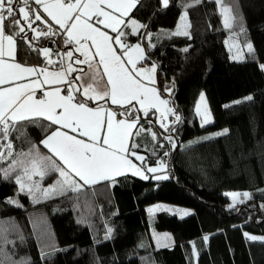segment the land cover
I'll return each instance as SVG.
<instances>
[{"label": "trees", "instance_id": "trees-1", "mask_svg": "<svg viewBox=\"0 0 264 264\" xmlns=\"http://www.w3.org/2000/svg\"><path fill=\"white\" fill-rule=\"evenodd\" d=\"M226 3L243 30L224 27L215 0L194 6H189L193 0H169L167 7L162 0H140L130 15L146 27L139 35H127L130 28L125 29L124 41L144 47L142 64L156 65L161 96L181 116L173 123L170 115L165 131L150 112L151 123H141L157 134L156 140L145 133L134 138L141 144L137 152L146 155L145 166L163 162L169 178L155 182L126 175L91 186L88 195L68 192L34 203L19 191L15 173L5 180L0 172V220L14 222L24 237L21 242L17 233L8 235L15 248L6 244L5 251H14L13 259L25 257L30 264H264V0ZM185 12L190 35H171ZM230 33L241 46L252 45L243 62L231 60ZM61 43L41 40L38 46L60 50ZM17 61L45 64L20 40ZM201 94L213 118L207 126H201L196 112ZM225 129V135H216ZM26 132L39 145L41 129L29 126ZM168 135L173 137L169 149L164 146ZM13 139L18 150H27L23 137ZM41 151L47 152L42 146ZM9 163L0 162V168ZM57 178L46 177L43 185ZM226 192H248L252 198L231 206ZM157 203L192 213L182 219L159 213L151 226L147 208ZM38 218L43 230L34 225ZM153 232L168 233L170 239L161 246ZM245 233L262 239L250 240Z\"/></svg>", "mask_w": 264, "mask_h": 264}, {"label": "snow or ice", "instance_id": "snow-or-ice-1", "mask_svg": "<svg viewBox=\"0 0 264 264\" xmlns=\"http://www.w3.org/2000/svg\"><path fill=\"white\" fill-rule=\"evenodd\" d=\"M201 2L193 0L189 6ZM138 3L140 0H0V162L10 161L0 172L5 180L15 173L19 191L30 195L34 203L68 192L88 195L91 186L114 182L129 172L145 180L150 178L146 173L154 174L151 178L155 180L169 178L155 175L165 167L163 162L159 167L145 166V156L137 153L141 144L134 139L145 133L156 140L157 134L141 123L142 119L151 123L150 112L159 114L160 127L165 131L170 129L169 115L174 117L173 123L181 121V116L168 107L169 101L150 86L155 84L156 65L138 66L147 59L145 49L139 43L130 45L121 39L126 35L125 29L130 28L127 35H139V29L146 27L130 15ZM162 3L167 7L169 0ZM215 3L221 6L225 28L233 29L235 25L243 30L226 0ZM187 15L185 12L181 26L171 35H190ZM36 21L44 27H33ZM102 29L110 30L115 36ZM28 32L34 36L29 38ZM18 40L27 45L28 51L41 55L45 64L18 62ZM41 40L62 42L69 50L40 47ZM114 45H119V53ZM247 47L252 51L251 44ZM168 91L170 94L171 90ZM200 99L204 100L203 94ZM196 111L201 126L210 122L207 109L201 112L197 107ZM29 126L41 129L39 145L28 137ZM227 131L216 135H225ZM13 137L15 140L23 137L27 150H18ZM166 139L172 144L171 135ZM41 146L46 153L41 151ZM131 157L140 161V165ZM53 175L58 177L55 182L42 186L45 178ZM230 195L233 204L252 198L247 192ZM240 196L245 199L237 200ZM7 203L23 207L12 199ZM34 225L43 230L44 221L38 218ZM12 232L23 242L24 237L14 222L0 220V264H30L25 257L13 259L14 251H5L6 244L15 248V241L8 239ZM245 236L250 240L262 239L247 233Z\"/></svg>", "mask_w": 264, "mask_h": 264}, {"label": "rangeland", "instance_id": "rangeland-1", "mask_svg": "<svg viewBox=\"0 0 264 264\" xmlns=\"http://www.w3.org/2000/svg\"><path fill=\"white\" fill-rule=\"evenodd\" d=\"M223 25H224V23H223ZM180 26H181V21H180L179 25L175 29L172 30V33H174L178 29V27H180ZM226 46H227L228 51L230 52L231 60L234 61V62H243L245 60V58H246L247 53L249 52L248 47L241 46L240 43H239V41H238L237 36L234 35V34H231V33L227 37ZM262 65H264V63H262L261 66ZM262 70L264 71V69H262ZM166 95H170L168 91L166 92ZM203 96H204V100L201 101V99H200L197 107L200 108L201 112H203L205 109H207V111L209 113L210 122L203 125V126H207V125H210V123L211 124L213 123V118H212V115H211L210 110H209V105H208V102H207L206 95L203 94ZM168 107H169V105H168ZM197 115H198L199 121L201 123V117H200V115L198 113H197ZM167 123L170 124V120H168V118H167ZM147 175H149V177L151 176L149 173ZM159 175H162V176L163 175H166V176H168V174L167 173H164V172H162ZM138 178L139 179H142L139 176H138ZM34 179H38V178L37 177H34ZM149 179H147V180H149ZM142 180L146 181L145 179H142ZM152 181L160 182V181H164V179H162V180H155V179L152 178ZM42 186H44L43 185V182H42ZM231 193H245V192H226L225 193V196L231 202L230 203L231 206L232 205L241 204V203H235V204H233V199H232V196L230 195ZM240 199H245V198L243 196L237 197V200H240ZM248 200L249 199H245V202H247ZM158 205H162L164 207L163 208H157ZM149 209H152L153 211L149 212ZM147 210H148V220H149V223H150L151 226H153L154 223L156 222V216L159 213H167V214H169L171 216H177L180 219L185 218V217H188L192 213V211L190 209H187V208H184V207H180V206L171 205V204H166V203H157V204L151 205V206H149L147 208ZM184 212H188L189 214L188 215H184ZM153 234H154V236H156V238L159 237L161 239V241H160V245L161 246L164 245L168 241L166 239V237H169L170 238V236H169L168 233H161V237H160L159 233L153 232Z\"/></svg>", "mask_w": 264, "mask_h": 264}, {"label": "crops", "instance_id": "crops-1", "mask_svg": "<svg viewBox=\"0 0 264 264\" xmlns=\"http://www.w3.org/2000/svg\"><path fill=\"white\" fill-rule=\"evenodd\" d=\"M138 5V4H137ZM38 7V6H37ZM134 10V9H133ZM132 10V11H133ZM41 11V13H42V15H44L45 17H46V14L45 13H43L42 12V9L40 10ZM132 13V12H131ZM130 13V14H131ZM50 19V18H49ZM37 22V21H36ZM35 22V23H36ZM99 27H101L102 28V26H99ZM102 30H105V31H108L109 32V34L110 35H112V36H115V33H111V31L110 30H108V29H102ZM123 41H124V39H123V37L121 38ZM137 44V43H136ZM130 45H135V44H130ZM114 47L118 50V53H119V51H121L120 50V48H119V45H114ZM141 47H143L142 45H141ZM144 48V47H143ZM67 50H69L68 48H67ZM66 50V51H67ZM74 55L75 56H79V53H74ZM54 59H55V56L53 57ZM16 59H17V57H16ZM42 66V65H41ZM138 66H143V67H145V68H150V67H152V65H150V66H146V65H143L142 64V62H141V65H138ZM77 67H84L85 69H86V66H84V65H79V66H77ZM156 69H157V67H156ZM51 70V69H50ZM79 73H73V75H78ZM150 86H153V87H155V88H157V90L159 91V93H160V90H159V87H158V78H157V70H156V73H155V84L154 85H150ZM160 95H161V93H160ZM39 96H40V92H37V97L39 98ZM161 98L162 99H164L162 96H161ZM200 100V99H199ZM100 103H104L103 101H101ZM199 103V102H198ZM94 106V105H93ZM108 106H110V107H112V108H114V109H116L117 108V106H114V105H108ZM197 106H198V104H197ZM196 109H197V107H196ZM153 111H155V110H153ZM197 112V111H196ZM157 115H158V113H157ZM159 116V115H158ZM170 115L168 116V120H170ZM211 124V123H210ZM135 138V137H134ZM139 155H143V156H145V158H146V155H144V154H142V153H139V152H137ZM132 159H133V162L134 163H136L138 166L140 165V161H137V160H135V157H131ZM145 163H146V161H145ZM146 165V164H145ZM147 167H159V165H157V166H147ZM162 172H164V173H167L168 174V165H166L165 164V167L161 170V171H159V172H157V173H155V175H159V174H161ZM148 174V173H147ZM151 176L150 177H152L154 174H151V173H149ZM126 175H131V176H134V175H132L130 172L129 173H127ZM125 175V176H126ZM121 177H123V176H121ZM134 177H136V178H138V176H134ZM118 178H120V177H117L116 179H118ZM167 180V179H166ZM157 182V181H156Z\"/></svg>", "mask_w": 264, "mask_h": 264}, {"label": "built area", "instance_id": "built-area-1", "mask_svg": "<svg viewBox=\"0 0 264 264\" xmlns=\"http://www.w3.org/2000/svg\"><path fill=\"white\" fill-rule=\"evenodd\" d=\"M33 7H37V6L33 5ZM37 26L44 27V25H42L40 21H38V23L36 24V27H37ZM60 50H61V51H65V46H64L62 43H61V49H60ZM170 120H171V118H170ZM164 146H165L167 149H169V148L171 147V144H169V142L166 141V142L164 143Z\"/></svg>", "mask_w": 264, "mask_h": 264}]
</instances>
